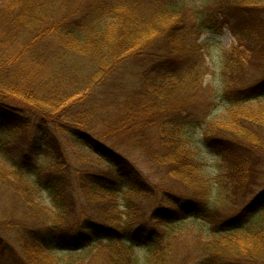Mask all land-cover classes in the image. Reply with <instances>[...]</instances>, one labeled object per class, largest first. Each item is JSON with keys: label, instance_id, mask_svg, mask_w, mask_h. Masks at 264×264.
Returning <instances> with one entry per match:
<instances>
[{"label": "trees", "instance_id": "obj_1", "mask_svg": "<svg viewBox=\"0 0 264 264\" xmlns=\"http://www.w3.org/2000/svg\"><path fill=\"white\" fill-rule=\"evenodd\" d=\"M216 3L235 91L205 106L212 45L179 0H0V264H264V75L238 90L264 2Z\"/></svg>", "mask_w": 264, "mask_h": 264}, {"label": "rangeland", "instance_id": "obj_2", "mask_svg": "<svg viewBox=\"0 0 264 264\" xmlns=\"http://www.w3.org/2000/svg\"><path fill=\"white\" fill-rule=\"evenodd\" d=\"M4 1V0H1ZM245 1H255V0H245ZM259 2V4H263V0H256ZM179 6L181 7L183 13L188 15V20L192 23L199 22L201 24V31L203 35L201 36L200 40L202 41H210L212 47L209 53V56L206 58L205 61V74H203V90L199 92L197 90L196 94L198 95V98L203 100L205 103V106L211 101L210 99H217V97L220 94H225V92H228V94H232L234 90L233 83L227 84L225 81L224 76L227 78L229 75L225 71V56L223 55V52L227 49H230L231 46L234 44V40L231 36V33L229 29L224 26L221 31H218V29H214V31L210 32V27L206 26L204 24V14L205 13H211L217 14L220 11V4L216 3V0H179ZM219 17V15H218ZM214 21L210 19L208 21V24L213 23ZM221 23L217 24L215 23V27H219ZM223 25V24H222ZM264 75V69L262 71L256 72V74L253 77V80L248 81L247 85L245 87H238V90H243L242 95H250L249 97L254 96L255 94L259 93V89L257 88L258 85H255L256 81ZM228 90V91H226ZM239 94V93H238ZM193 95V93H192ZM227 95V94H226ZM229 96V95H228ZM212 102V101H211ZM198 107V106H197ZM196 109V108H194ZM224 110H219L217 112H214L210 115L209 118L205 119V122H226L224 120ZM203 122V121H201ZM121 137V136H120ZM122 143L125 146L126 139L121 137ZM197 140V139H196ZM18 149L17 151L19 153L26 150V148H20V146H16ZM128 153L130 154V160L138 167L141 168L144 171L149 172L152 168L150 165L149 160L147 159L146 150H135L132 149L130 146L127 147ZM199 156L202 158V160L205 162V174L214 177L222 172L223 165L220 162V160L206 152V150L198 151ZM43 164L48 167H52V165L44 159ZM100 168L105 167V164H101L99 161H96V163ZM5 168L10 169V164L6 163ZM27 182L31 185L33 182L32 180H27ZM44 196L47 198V195L44 194ZM0 204H2L0 202ZM0 209V213H1Z\"/></svg>", "mask_w": 264, "mask_h": 264}]
</instances>
